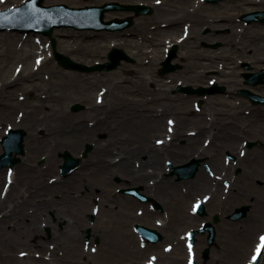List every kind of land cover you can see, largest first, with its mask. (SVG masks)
Listing matches in <instances>:
<instances>
[{
    "label": "rangeland",
    "instance_id": "obj_1",
    "mask_svg": "<svg viewBox=\"0 0 264 264\" xmlns=\"http://www.w3.org/2000/svg\"><path fill=\"white\" fill-rule=\"evenodd\" d=\"M24 1L25 0H0V9L18 6ZM110 1H118L125 4L145 3L154 7V13L151 15L136 17L134 25L124 31L109 32L77 30L73 27H62L55 29L54 36L56 37L59 51L69 55L75 61L89 65L107 61L108 52L112 47H120L124 49L130 56H132L133 62L123 61L119 68L112 71L81 72L78 70L66 69L55 60L48 36L42 33H26L18 30L0 31V85L13 77L28 75L30 71H37L40 76L39 78L41 79L39 80V78H36L38 87L34 90H27L25 87H22L23 84H25L24 80H21L18 86H13L10 89L13 91L14 99L17 102H21V97H26L25 102H27L31 108L18 106L16 109L12 110L9 117H6L8 115H4L3 117V113L0 112L1 133L6 134L7 129L10 126L22 127L29 132V134L31 133V130L27 127V122L24 121V119L31 118L28 113L34 109L33 106L38 101V95H40L42 99L46 100L47 104L46 108L39 110V118L42 121L40 122L41 126L37 129V131H35L38 135L43 136L45 126L48 125L47 117L51 115L54 117L53 112L49 109L52 108L53 104L58 102L59 107H61L63 111L71 114H78L85 111L87 104H84L83 101L86 98L91 99L92 97L93 101L95 100L98 104H102L105 99V94L108 93L109 104L107 107L111 112L109 113L110 119L105 125V129L98 132V137L102 141L109 140L111 137H114L117 132H122L123 129L132 131L135 128L133 122H136L138 126H142V122L139 118L144 117L142 113L146 109H156L163 112L161 115L162 122H164V124L169 128H172L174 124L181 122V117L188 118V123L184 127V129L186 128L188 130V133L195 131V124L194 122L189 121V119L194 120L199 117V114H204L205 117L211 118V116L207 114L211 111L210 105L207 104V102H210L212 97L223 96V98H221L223 103L221 104L224 110H230L234 107H238L239 109L241 105L240 102L243 101V98L238 94V91L240 88L244 87L243 81L239 79V82H231L226 80L228 77L221 79V77H217L216 75H209V73H213L211 72L212 70L221 71L223 68L219 65L218 61L215 60L214 56L206 57V55L202 56V62H206L204 58H214V68L216 69L210 68L207 70L208 67H205L203 77L191 78L189 74L184 72L187 69L186 66L188 65L185 58L183 59V53L187 49H195L210 55L212 52H216L218 56H224L225 53L221 50V48L215 49L204 45L205 43H211L214 40H217L214 35H210L209 33L207 34L206 32L208 26L216 29V25L212 22V20H216L215 16H218L221 13H247L256 9H264V6L253 3L254 0H248L250 3H244L240 0H227L219 3H207L204 0H172V4L176 5L177 10L175 9L173 13H170L171 11L166 13L164 11L165 9L162 10L161 8L164 7L161 6V2L164 0H45L44 4L52 5L66 3L70 6L81 7L85 5H100ZM200 4H204L202 9L198 8ZM208 14L214 16L207 19L206 17ZM129 15H132V12L112 11L107 12L106 19L109 20L115 17L123 18ZM170 22H179V26L166 27L165 24ZM157 26H160V29H158ZM188 29L194 30V37L192 39H188V42L186 41L185 43L182 42V38L184 35V37L189 35ZM241 29L243 28H240L239 30ZM255 30H258V28H254L253 31ZM259 30L262 31V29ZM67 32H74L77 35L70 38L62 37V33L66 34ZM7 33L18 34L17 36L19 37H5V34ZM199 34L201 35V38H198ZM228 34L229 33H227V35ZM85 36L89 37L85 40ZM179 39L178 57L174 60V62L179 63L180 68L175 72L162 77L159 74L161 63L166 58L167 50L170 44L174 41L177 42ZM187 46L189 47L185 48ZM82 47L88 48L87 52L81 51L80 49ZM44 57H48L49 62L38 68L39 59ZM223 62L226 64L225 59H223ZM20 70L21 72H19ZM53 71H55L56 74H53ZM176 73L177 75L178 73L180 74L179 77H175ZM112 74H116V76H113ZM207 76L216 77L218 85L225 87L224 91L207 96H199L197 94H188L176 91L179 85H191L195 88L200 86H210L211 83L208 80L209 77ZM106 77L111 80L103 82ZM120 77H124L127 82L118 83L113 87L115 83H111L112 80L116 81ZM29 84H31V81L28 82V85ZM139 87L147 88V91L145 92L144 90L143 95L135 94L134 89ZM49 89L53 90L54 93L52 94L62 93L65 97L57 98L56 95H53L54 97L45 95ZM103 93L105 94L102 95ZM82 94L86 96V98H82ZM76 105H80L81 108L79 110H75L74 107ZM166 105H169L171 108L175 107L176 110H166ZM244 110H246L245 106L243 107V111ZM116 111L120 112L119 118L126 115L133 119L132 123L128 119L127 124H125L127 127L123 126V128H120L118 123L121 121H117V117L113 116ZM129 112H135V115L131 116L128 114ZM232 113L234 115V112ZM256 116L257 117L254 116L252 118L257 121V125L254 128L255 136H259V138L264 141V111L258 110V114H256ZM221 119H223L224 122H227L226 119H228V117L221 116ZM169 121L172 123L169 124ZM144 122L146 123V120H144ZM221 122L223 121H220V123ZM240 122H238L237 125ZM49 124V128L51 129L56 125V122L53 120ZM243 124L244 123H242V125ZM169 128L167 130H169ZM147 130L150 129L147 128ZM258 130L263 132L259 135ZM151 133L155 140L158 137H161L160 133ZM170 133L172 132L167 131L164 135ZM207 136L208 134H204L202 140L200 139L201 143L199 144L201 148H206V144L204 145V143L212 140L210 144V153H215V150L219 147L220 149L233 150L232 146L222 147L218 144L219 142L224 144L221 140L222 136L218 138L219 142L218 140L214 141V139H211L212 137L207 138ZM159 139V141H162L163 139L165 140L164 136ZM176 142L183 149L186 147L185 138H177ZM90 145L92 148L85 154L88 146ZM1 146L2 145H0V149L2 151ZM65 150L71 151L76 157H81L82 165L83 161L90 158V156L94 153L95 141H86L83 144V148L80 150L66 146H63L62 148L58 147L54 151V164L53 162L51 164L47 163V154L37 155L32 160V163L43 170H47L48 166L51 168V172L46 175V181L50 184L63 178L65 179L70 176L74 177L81 169L80 165L79 168L68 177L61 176L60 166L63 163V158L60 154ZM225 151L226 150L221 153L224 154ZM118 152L119 150L116 149L113 155H118ZM25 156L26 152L21 156V159ZM192 158L201 159L202 162L200 170L203 169L209 174H213V172L215 174L216 171L212 170L210 166L206 164L207 158L199 157L198 154H188L186 152V154L182 155V159L187 160L180 164H184ZM214 158L215 162L219 164V168L217 170L218 173H216L221 176L222 185L227 187L228 190L229 185L231 186L235 180L236 188H238L241 192L230 191V193H222L221 198L215 202L212 201V203L208 206L204 204L206 208L205 215H201L196 212L197 198H195V195L192 194L189 196L187 194L186 196L182 194L181 196V193L172 191V193L169 194H172L171 204L167 207L163 205L162 202L150 196L147 192H144L141 185H135L128 182L123 183L120 175H112L110 179V175H107L105 178L93 173L90 170L86 171L85 174L78 175L77 178H84H82V180L78 179L77 181L72 182L75 198L71 199L69 204L75 208V213L83 219L82 221L84 222V225H87L85 227L82 226L80 228V232L78 233V243L80 245L74 247L73 253L75 260H80L82 262L81 264H119L121 261L123 262L120 264H127V261L124 260V258H126V252H124L126 248L122 245V241L127 238L128 234H131L132 237H134L133 239H135V247L137 249H141L142 252L144 251V255L142 259H140V264H143V261H145L149 255L151 256L152 254L157 253L159 255V253H163L164 246L175 241L174 238L176 236L184 235L191 229L199 228L204 222L213 220V217L217 214L220 216V222L217 225V238L223 248L214 247L212 250V258L207 264H237V262L244 264L248 260L247 257L251 250H253V252L255 250L254 241L256 240L257 242V234L260 232L264 233V210H261L262 208L260 206V204L264 202V161L257 162L256 165L258 166L256 167V172L252 174L251 171H248L247 177L243 173L245 170L244 163L242 164L239 162L237 164L235 161L229 162L224 157L220 158V160L216 157ZM20 162L16 165V170L14 171L12 178L5 181V183L8 182L7 184L4 183V179H1L0 189H2L3 185H6L5 188L7 189L11 188L10 185L15 180V174L17 175L18 171L23 173V170L25 169L19 170L17 168ZM177 165H173L170 162L165 163L167 171L164 172V177L172 178L176 183L193 179L178 180L177 175L172 176L171 173ZM237 168H240L242 171L240 176L234 172ZM232 169H234V171H232ZM31 171L32 178L39 175L37 169H33ZM21 180L23 181L22 178H18V182ZM81 181L87 184H83ZM111 181L113 185H108L107 182ZM31 184L32 185H29L28 181H25V185L29 187V190L31 186H34L35 188L37 187V183L36 185H33V183ZM18 186L21 187L22 184L19 183ZM128 188L138 189L139 193L144 195L147 200L142 201L134 195L124 193L123 190ZM24 191H26L25 187L22 192ZM53 192L54 193L51 195L49 191L46 193L47 200L50 201V203L47 204V208L49 205H52L47 213L49 212L51 214L53 213L55 206L57 204H61V199L66 196L62 189H55ZM7 194H9V197H15V193L13 194L11 189L6 191L5 196H7ZM28 194L33 195L34 197L32 199L36 200L38 203V205H28L29 212L31 214L35 213L37 207L44 208V205L42 206L39 204L40 198L32 188ZM92 194L94 197H90ZM21 195L22 194H18L19 197ZM115 195H117V197ZM31 197L32 196H29L28 198L31 199ZM121 199H127L129 201L128 203H122ZM199 201L201 202V199ZM157 203L160 207L157 206ZM243 204L252 205V209L247 217L240 221H233L229 219V215L232 211L236 207ZM109 205L111 206L110 208H108ZM3 214L4 212L1 211L0 217H2ZM91 216H94V218L92 219ZM44 218L45 216L43 219ZM248 218H254V220L257 218L260 227L257 228L256 225L254 226L253 223H251V228L247 229L246 221ZM159 222H163L164 224L168 222L164 230L159 228ZM64 223L65 221L60 222L58 224L59 227L61 228ZM136 223L159 229L165 237L164 241L155 245H150L152 246L150 249H148V246L147 248H144V246H142L140 235L135 230ZM41 225L42 235L40 238L41 240L47 242L44 247H41L38 244H32L30 246L29 244L22 242H16L14 244L17 245L15 257L21 260V264H29L26 263L24 260L25 258L21 255V252L25 251L28 253L27 256H24L26 258L29 256V258L50 259V250L52 251L54 246L51 241L52 229L50 226H45L44 224ZM169 225L170 230H167ZM89 229L90 233H88ZM246 234H249L247 236L251 240L250 242H244ZM87 235H90L89 239H86ZM231 238V242H223L224 239ZM205 243V236H199L198 234V239L196 240L197 246L195 247L197 257L199 256ZM93 249L95 250L93 251ZM183 249V256L186 257V247ZM226 250H238V252L234 251L236 256L231 258L227 256V253H225L227 252ZM62 253L63 251H60L61 255ZM219 259H221L220 262H214ZM260 264H264V256Z\"/></svg>",
    "mask_w": 264,
    "mask_h": 264
},
{
    "label": "bare ground",
    "instance_id": "obj_2",
    "mask_svg": "<svg viewBox=\"0 0 264 264\" xmlns=\"http://www.w3.org/2000/svg\"><path fill=\"white\" fill-rule=\"evenodd\" d=\"M244 3H250L248 0H240ZM262 3L264 5V0H254L253 3ZM162 10L166 13H173L177 8L176 5L172 4V0H164L161 2ZM204 4H200L198 6L199 9H202ZM160 9V8H159ZM177 10V9H176ZM160 29V26H157ZM18 34H5V37L15 38L19 37ZM77 34L74 32L62 33V37L70 38L75 37ZM81 37V36H80ZM89 36H85L86 38ZM194 37V30L192 29L189 35L183 39L182 41L186 43L188 39H192ZM198 38H201L199 34ZM189 46L185 47L188 48ZM81 51L87 52L88 48L82 47ZM51 53V52H49ZM206 55V57H211L210 54H206L202 51H197L195 49H187L183 53V59L187 61L186 70L184 71L186 74H189L191 78H201L204 76L205 67L210 66L207 61L209 58H204L206 62H202V56ZM48 57L39 59V67L44 66L49 61ZM199 65V66H197ZM21 72V70L19 71ZM19 74V73H18ZM53 74H56L53 71ZM116 76V74H112ZM179 73L175 74V77H179ZM23 76V75H22ZM17 76L13 77L9 80L3 82L0 85V112L4 115H8L12 113L13 109L16 107H27L31 108L27 102H25L26 97H21V102H17L14 99V93L10 90L13 86H18L21 80L25 81L22 87H25L27 90L35 89L38 87L36 82V78H39V73L37 71H30L28 75H24L23 77ZM39 80H41L39 78ZM111 80L107 78L103 80V82ZM31 81V84L28 85V82ZM144 81V80H143ZM127 80L124 77L118 78V80H112L111 83H126ZM21 86V85H20ZM147 91V88L139 87L134 89L135 94L143 95ZM54 93L52 89H49L45 95L49 97H54L56 95L57 98H64L65 95L62 93L52 94ZM103 93L102 95H104ZM109 94H105V99L102 104H98L95 100L88 99L86 96L82 94V98H86L83 103L87 104L84 112H80L78 114H71L69 112L63 111L61 107H59V103L53 104L52 108H49L51 112H53L54 117L48 116L47 121L48 125L45 126V132L43 136H40L35 133L37 129L41 126V119L39 118V110L46 108V100L42 99L40 95L37 96L38 101L33 106L34 109L28 113L31 118H25L24 121L27 122V127L31 130V133L27 132L25 138V146H26V156L22 158L20 164L17 168L25 169L23 173L19 172L17 175L15 174V180L12 184L13 186L18 185V178H22L23 181H19L22 184L19 187V190L15 187L11 188V192H17L18 194H22L20 197L15 196L14 198L9 197V194L6 198L1 196L0 190V211H4L2 217H0V264H21V260L16 258L15 250L17 249L14 245L16 242H22L29 244H38L41 246H45L47 244L46 241L41 240L40 236L42 235V225L50 226L52 229V243L54 244L53 250H50V259H40L37 260L35 258H25L26 263L29 264H81L80 260H75L74 258V247L80 245L78 243V233L80 232V228L84 225L77 213H75V208L69 204L71 199L75 198V194L73 193L74 188L72 187V182L82 180V178H77L78 175L85 174L86 171L90 170L93 173L103 176L106 178L107 175H110L111 179L112 175H120L122 177L123 183H132L135 185H141L143 187V191L147 192L150 196L154 197L158 201L162 202L163 205L169 206L172 200V191L186 194L189 196L190 194L195 195L197 201L200 199L203 203L208 206L210 203L215 202L219 198H221L222 193H230L233 191H238L236 188L235 180L229 185V189L222 185V178L220 175H217V170L219 168V164L215 162V158L211 152V141L205 142L206 148H201L200 144L202 137L204 134H208L207 138L214 139V141L219 142V137H221L222 142L226 146H233L235 148L236 143L234 142V138L230 136H235L237 132L240 131V127L237 129V123L240 119H243L241 114L239 113L238 107H234L230 110H227L222 107L223 103L220 97H210L211 101L207 102L210 105L211 111L207 114L211 116L205 117L204 114H199L198 118L194 120H190L195 124V131L188 133V130L184 127L188 123V118H182L181 122L174 124L171 128L170 134L164 135L169 127L162 122L161 115L163 112L156 109H146L142 115L144 117H140V121L142 122V126H138L136 122H133L134 129L132 131L123 129L122 132H117L114 137H111L109 140L102 141L98 137V132L100 130L105 129V125L108 123L110 119V110L107 107ZM209 98V99H210ZM214 100V102H213ZM213 103V105H212ZM216 104V106H215ZM226 106V104H225ZM32 107V108H33ZM166 110H176L175 107L171 108L169 105L165 106ZM207 109V108H206ZM234 109V111H233ZM234 112V115L233 113ZM119 111H116L115 115L117 117V121H121L118 123L120 128L127 127L128 119L132 123L130 117L124 115L122 118H119ZM131 116L135 115V112L128 113ZM101 116V118H100ZM221 116H227V122H224L221 119ZM237 116V118H236ZM225 118V117H222ZM55 121L56 125L51 129L49 128L50 122ZM146 120V123L144 122ZM95 121V123H94ZM220 121H223L220 123ZM229 122V123H228ZM121 125V126H120ZM149 128L150 130H147ZM160 133L162 138L164 136L165 140L158 143L157 139L155 140L152 137V133ZM3 133L0 131V136ZM166 136V137H165ZM170 136V137H168ZM185 138L186 139V147L183 149L179 144H177V138ZM95 141V151L90 156V158L83 161L81 165V169L76 173V176H70L68 178H63L57 181L52 182L50 184L46 181V175L51 172V168L48 166L47 170H43L42 168L33 164L32 160L37 155L47 154V163L51 164L55 162L54 160V151L58 147L62 148L63 146L71 147L73 149L80 150L83 148V144L86 141ZM233 142V143H232ZM161 143V144H160ZM220 145V142L218 143ZM222 144V143H221ZM118 149V155L114 156L113 153ZM218 152V149L215 150ZM1 152V149H0ZM198 154L199 157H206V164L210 166L212 170H215V174H209L207 171L201 169L197 176L192 180H186L184 182L176 183L172 178H165L164 172L167 171L165 167V163L170 162L173 165L180 164L187 159H182V155L186 154ZM148 154V155H147ZM189 156V155H188ZM187 158V157H186ZM189 158V157H188ZM33 169H37L39 173L38 176L32 178L31 173ZM16 170L13 169V171ZM12 171V172H13ZM12 172L5 170H0V182L1 179H10L13 175ZM28 181L31 188L36 192V194H41L40 205L43 206L44 203H50V201H46L43 197V193L50 192V195L53 194V190L62 189L65 193V197L61 199V204H57L54 208L53 213H47L52 205H49L48 208L45 205L44 208H39L35 210L34 214L29 212V204L38 205L36 200H33L34 197L32 195L31 199H28L27 195L29 187L25 185V181ZM49 180V179H48ZM83 184H87L81 181ZM108 185H113L112 181L107 182ZM3 185V184H2ZM25 187L26 191H23ZM109 191V190H107ZM171 191V192H170ZM110 192V191H109ZM112 193V191H111ZM117 197V195H115ZM70 199H69V198ZM90 197H94L92 194ZM229 198V197H227ZM120 200V198H119ZM227 200V199H226ZM129 200L121 199V202L128 203ZM225 201V200H224ZM22 202V203H20ZM68 202V203H67ZM261 210H264V202L260 204ZM8 207H10V211H8ZM111 206L109 205L108 208ZM146 210V209H144ZM155 215V214H154ZM153 215V216H154ZM45 218L43 219V217ZM31 218V219H30ZM30 219V220H29ZM43 221V222H42ZM65 221L64 225L60 228L59 223ZM248 221V222H247ZM246 221V228H251L250 224L260 227L259 221L254 220V218H248ZM167 223L159 222L158 226L162 230L166 228ZM167 230H170V225L167 227ZM250 232V231H249ZM252 232V231H251ZM249 234H246V238L244 242H249L248 238ZM134 237L131 234H128L127 238L122 241V245L125 246L126 255L124 260L127 261V264H139L140 256L143 254L141 249H137L134 245ZM147 244V243H146ZM148 246V244H147ZM263 249L264 246L261 245V240H259L256 247ZM60 251H63L62 255ZM165 259V260H164ZM161 260L162 264H174L171 262V256L169 254L162 253L158 261ZM121 261L120 263H122ZM24 263V262H23ZM119 263V264H120ZM25 264V263H24ZM160 264V263H158ZM237 264H243L237 262Z\"/></svg>",
    "mask_w": 264,
    "mask_h": 264
},
{
    "label": "water",
    "instance_id": "obj_3",
    "mask_svg": "<svg viewBox=\"0 0 264 264\" xmlns=\"http://www.w3.org/2000/svg\"><path fill=\"white\" fill-rule=\"evenodd\" d=\"M44 0H27L21 7H16L11 10L0 11V29L6 28H24L26 22H32V26L29 29L22 30H35L49 35L52 40L54 54L56 59L65 68L77 69L80 71L93 72L96 70H112L117 68L122 59L132 61V58L122 49L114 47L108 57L110 61L105 63H97L95 65H86L83 63L76 62L71 57L59 52L57 50L56 39L53 37V32L56 27L62 26H75L78 29H94V30H123L131 26L134 22L133 17H126L124 19L115 18L109 21H105V13L112 10H127L134 11L136 16L151 14L153 9L151 6L146 4H122L119 2H108L103 5L97 6H85V7H70L67 4H57L45 6L43 5ZM208 2H218L220 0H207ZM8 26V27H4ZM178 46L174 45L169 57L163 62L164 67L161 70V74H167L171 71L176 70L179 65L172 64V60L177 56ZM179 90L189 93L204 94L207 89L200 88L194 89L192 86L179 87ZM75 110L80 109L79 105L74 107ZM25 131L23 129H11L8 136L4 138L5 152L0 155V166L10 165L13 167L20 159L13 157L14 151L24 153V140ZM91 148V147H89ZM65 163L62 165V174L68 175L80 164L81 159L75 157L70 151H65L63 154ZM200 160L193 159L189 163L180 165L177 167L180 179L194 177L199 169ZM125 192H130L126 190ZM249 210L248 206H241L236 209L232 218L238 219L246 216ZM199 211L204 214V206H199ZM218 221V216L215 217ZM137 230L147 238H158L159 232L150 229L143 225H137ZM209 229L211 232L210 243L213 242L215 236V228L212 223L208 222L199 231H194L192 234L195 235L197 232H205ZM209 248L205 250V256H208Z\"/></svg>",
    "mask_w": 264,
    "mask_h": 264
},
{
    "label": "flooded vegetation",
    "instance_id": "obj_4",
    "mask_svg": "<svg viewBox=\"0 0 264 264\" xmlns=\"http://www.w3.org/2000/svg\"><path fill=\"white\" fill-rule=\"evenodd\" d=\"M245 14L248 13H221L215 16V21L212 20L213 24L216 25V29L208 26L206 32L217 38V40L210 43L211 46L217 44V47L211 48H221L225 53L224 56H218L216 52L211 53V57L214 56L223 70L211 69L213 73H209V75H216L217 77H221V79L228 77L225 79L231 82H239L240 79L244 83V87L238 91V94L243 98L239 107V112L243 117L238 125L240 131L237 132V127L235 136H230L234 138V142L236 143L235 147L237 148L233 151L226 150L224 154L221 153L224 151L222 150L216 156L218 158L224 157L226 159L242 161L248 166L245 174L248 176V171H251L252 174L256 172L257 162L264 161V141L259 136H255L254 128L257 125V121L252 119L254 116L257 117L258 110L264 111V105L256 104L252 96H248L241 91L248 89L253 94L264 95V82L258 84L250 83V81L259 79L260 76L263 77L264 81V13H256L255 18L247 20L243 19ZM213 16L208 15L206 18L209 19ZM240 28H243L244 32H241L239 30ZM254 28H258V30L253 31ZM259 29H262V31ZM227 33L229 34L227 35ZM214 58L208 59L209 61H207L210 65L208 66L209 69H216L214 68ZM223 59H225L226 64L223 62ZM210 78L217 80L216 77L210 76ZM244 106L246 110L243 111ZM242 123L244 124L242 125ZM262 132L258 130L259 135ZM241 172L240 169L239 173ZM216 247L219 248V244H216ZM177 248H181V244L175 240L174 244L166 249V252L171 256V262L174 264H189L187 258L175 255L178 251ZM226 251L227 256L231 258L236 256L234 251L238 252V250ZM210 260L211 257L207 261L201 260V262L202 264H207ZM220 261L221 259L214 262Z\"/></svg>",
    "mask_w": 264,
    "mask_h": 264
},
{
    "label": "snow or ice",
    "instance_id": "obj_5",
    "mask_svg": "<svg viewBox=\"0 0 264 264\" xmlns=\"http://www.w3.org/2000/svg\"><path fill=\"white\" fill-rule=\"evenodd\" d=\"M172 122L171 121H169V124H171ZM169 131H171V128H169ZM158 143H159V141H158ZM198 206V205H197ZM260 240H261V245L262 246H264V236H261L260 237ZM95 249H93V251H94ZM190 250H191V246H190ZM257 253H260V247L258 246V248H257ZM153 259H155L154 257H153ZM253 260H256V256H254L253 257ZM150 264H151V262H150Z\"/></svg>",
    "mask_w": 264,
    "mask_h": 264
}]
</instances>
